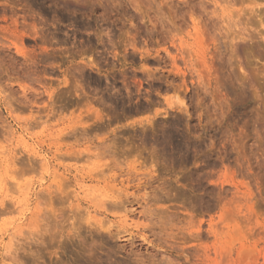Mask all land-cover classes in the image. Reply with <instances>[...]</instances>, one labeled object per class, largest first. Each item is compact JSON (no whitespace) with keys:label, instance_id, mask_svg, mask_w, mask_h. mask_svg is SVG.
Instances as JSON below:
<instances>
[{"label":"rangeland","instance_id":"1","mask_svg":"<svg viewBox=\"0 0 264 264\" xmlns=\"http://www.w3.org/2000/svg\"><path fill=\"white\" fill-rule=\"evenodd\" d=\"M0 264H264V0H0Z\"/></svg>","mask_w":264,"mask_h":264}]
</instances>
